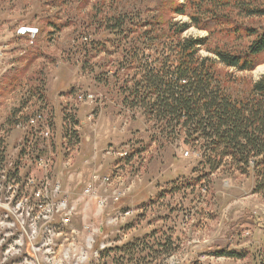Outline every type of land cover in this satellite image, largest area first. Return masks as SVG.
<instances>
[{"label": "rangeland", "instance_id": "374dc122", "mask_svg": "<svg viewBox=\"0 0 264 264\" xmlns=\"http://www.w3.org/2000/svg\"><path fill=\"white\" fill-rule=\"evenodd\" d=\"M160 1L0 0V187L30 190L28 181L43 175L37 162L52 159L50 179L75 208L72 228L57 239L73 250L72 264H264V197L254 194V172L244 175L229 161L212 172L197 134L166 128L124 103L139 77L122 63L130 47L111 33V20L130 13L142 24ZM173 20L191 24L186 16ZM243 21L264 27V17ZM202 38V58L223 46L193 26L181 36ZM155 48L146 56L161 57ZM258 68L217 67L222 87L239 97L264 77ZM38 114L49 141L18 128ZM8 198V211L0 209V261L9 251L14 263L23 251L16 241L36 245L40 224L16 208L19 196Z\"/></svg>", "mask_w": 264, "mask_h": 264}, {"label": "trees", "instance_id": "16d2710c", "mask_svg": "<svg viewBox=\"0 0 264 264\" xmlns=\"http://www.w3.org/2000/svg\"><path fill=\"white\" fill-rule=\"evenodd\" d=\"M262 1L161 0L152 20L140 24L135 22L137 16L120 13L110 24L111 33L124 38L130 47L122 51V63L137 70L135 76L139 77L124 91V103L140 107L149 119L166 128L197 134L209 147L207 160L212 172L228 161L244 175L252 170L254 194L264 197V77L242 97L233 96L222 87L217 69L222 65L252 72L264 64V27L243 21L264 17ZM176 16L188 17L191 24L174 22ZM158 24L165 29L153 32ZM192 26L207 31L223 45L210 49L213 57L199 56L208 45L207 38L181 39ZM53 27L62 29L57 24ZM243 42L241 48L229 47ZM154 47L157 54H163L157 59L146 56ZM14 84L11 79L9 85Z\"/></svg>", "mask_w": 264, "mask_h": 264}, {"label": "built area", "instance_id": "2783aa9c", "mask_svg": "<svg viewBox=\"0 0 264 264\" xmlns=\"http://www.w3.org/2000/svg\"><path fill=\"white\" fill-rule=\"evenodd\" d=\"M44 122V115L38 114L30 118L25 124L19 123L18 128H22L25 132L34 131L36 133L40 131L39 134L49 141L52 136L51 129L47 124L43 125ZM188 156L189 153H186L185 157ZM52 164L51 158L41 159L37 162V167L43 175L41 179L32 178L28 181L30 187H32L30 190L19 191L14 188L0 187V209L8 211L6 208L10 194L11 196H19L15 201L16 208L22 213L26 212L28 217L35 213L34 218L40 224L34 238V241H37L36 245L30 243V245L25 246L23 239H19L15 243L23 248V251L19 253V258L12 263V258L8 255L9 251H6L0 264H72L76 259L70 246L65 248V243L60 244L57 242L59 237H66L67 230L72 228L75 208L70 206L65 199H61V195L64 193L61 182L50 179L49 172ZM3 178L5 179V177ZM100 180L104 184L109 182V178L94 177V182ZM44 186H51L49 199H42ZM90 190L91 185L88 187L87 192H90ZM5 216L8 217L9 214L6 213ZM23 220L26 222L27 219L23 218ZM56 225H66V232H56ZM80 257L81 255L78 258Z\"/></svg>", "mask_w": 264, "mask_h": 264}, {"label": "bare ground", "instance_id": "6f19581e", "mask_svg": "<svg viewBox=\"0 0 264 264\" xmlns=\"http://www.w3.org/2000/svg\"><path fill=\"white\" fill-rule=\"evenodd\" d=\"M257 74L264 73V66L256 70ZM51 196V186H44V192H42V199H49ZM66 230V225H56V232H64Z\"/></svg>", "mask_w": 264, "mask_h": 264}, {"label": "crops", "instance_id": "0c3cea01", "mask_svg": "<svg viewBox=\"0 0 264 264\" xmlns=\"http://www.w3.org/2000/svg\"><path fill=\"white\" fill-rule=\"evenodd\" d=\"M53 178H56L54 180H61L60 178L58 179V177H55V176ZM64 194H67V193L64 191Z\"/></svg>", "mask_w": 264, "mask_h": 264}]
</instances>
